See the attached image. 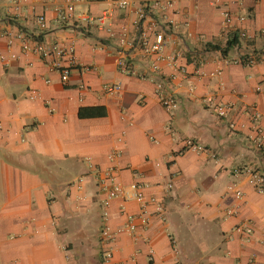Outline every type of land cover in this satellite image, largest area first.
I'll list each match as a JSON object with an SVG mask.
<instances>
[{"label": "crops", "instance_id": "obj_1", "mask_svg": "<svg viewBox=\"0 0 264 264\" xmlns=\"http://www.w3.org/2000/svg\"><path fill=\"white\" fill-rule=\"evenodd\" d=\"M70 1L0 0V264H146L151 256V264H264V192L251 177L264 174V156L249 111L256 107L264 129V58L241 61L264 48V0H174L158 37L176 65L162 60L157 71L154 55L129 45L145 0L126 8L73 0L64 18ZM224 4L250 35L226 54L212 47L231 37ZM21 31L48 55L22 50ZM72 57L64 83L53 63ZM114 83L120 92L107 93ZM159 84L177 101L171 110ZM208 96L231 105L226 117ZM188 139L207 151L187 150ZM105 175L142 183L147 198L164 202L165 217L150 207L148 226L128 231L126 214L137 215L140 204L115 198L104 208ZM245 222L251 233L236 230ZM105 224L114 236L108 244Z\"/></svg>", "mask_w": 264, "mask_h": 264}, {"label": "built area", "instance_id": "obj_2", "mask_svg": "<svg viewBox=\"0 0 264 264\" xmlns=\"http://www.w3.org/2000/svg\"><path fill=\"white\" fill-rule=\"evenodd\" d=\"M118 7L120 8H126L128 6L133 5L136 0H112ZM174 4V0H145L141 6L139 7L137 11V19L135 21V24L139 30L138 36L132 41L131 46L140 48L145 54L147 55H154L155 60L153 62V69L155 71L159 70L161 68L160 62L162 60H169V64L172 67H175L176 65V58L174 56H168L164 54L165 44L161 40V38L158 37V30L161 29V19L167 21V15L166 12L169 8L172 7ZM221 5V4H220ZM223 5V3H222ZM223 16H224V22L223 26L225 30H228L231 35H236L239 39H249L250 35L247 33L245 29L239 28L234 25V19L237 17L236 13L229 8L228 4H224L223 7ZM75 6L73 0H71L68 5L66 6V9L61 11L60 15L64 18L70 17L71 13L74 11ZM239 20H244V15H239ZM107 19V14L104 13L103 15L99 16L97 18V21L104 23ZM36 23L40 28H46L47 27V20L46 16L44 14H39L35 18ZM15 38L21 40V48L22 50H30L33 49V51L41 53L45 56L48 55V52L45 50V47L42 43L36 42L33 47L30 46V37L27 33L21 31L18 32L15 35ZM125 41V40H124ZM12 42V38L10 39V43ZM74 51V48H69L68 53L72 56ZM67 50H58V54L62 55L66 53ZM264 58V48L261 50L249 54L244 55L241 57V61L246 63V65H254L256 64L260 59ZM75 63L74 58L72 57L70 60L69 65H63L60 62H54L53 67L56 68L60 74L61 79L64 83H67L70 77V73L72 68L75 66L73 65ZM118 64L120 68H122L124 71L129 72L128 63L125 60L124 57H120L118 59ZM159 92H160V101L163 104V106L171 110L172 108L176 107L177 101L175 100V97L172 94L164 95L163 90L164 86L163 84L158 85ZM105 91L109 94H116L119 93L121 90V84L120 83H114L111 85L105 86ZM206 103L209 106L214 107V109L217 111L219 116L226 117L229 113V110L231 109L230 104H224L221 102H215V98L213 96H208L205 99ZM249 111L252 113V126L255 130V135L251 138L254 143L256 144L258 150L260 153L264 156V129L259 125V121L261 118L260 112L256 109V107L249 108ZM232 129H235L237 126L235 123L231 122L230 124ZM186 148L187 150H194V151H207V148L202 145L201 143L193 140L188 139L186 141ZM252 181L255 182L256 188L258 191L264 192V174H262L258 170L252 171ZM168 187H172V184L170 183ZM100 188L103 192H105L104 197L101 199L102 205L104 208H107L109 206L110 202L115 199L119 198L122 202H128V201H137L140 204V211L137 215L127 213L126 214V229L132 233H136L138 228L140 226H148L150 223V216L152 215L151 211L149 210L150 207H153L155 209V213L160 214L161 218H164V202L160 199H157L154 196H151L149 198L146 197L144 192V185L140 182H133L129 187L124 186L121 184L117 178L116 175H105V177L101 178L100 180ZM242 192L237 191V196L241 197ZM122 210L125 212V208L122 207ZM235 210H228V213L233 214L235 213ZM107 211L104 212V219L107 220ZM238 232H245V233H251L252 227L250 224H247L245 222L244 224H241L236 228ZM102 238L104 240V243H111L112 240H114V236L110 231V228L107 224L104 225L102 229ZM152 252V251H151ZM112 256L111 249L106 250V257L110 258ZM153 261L152 256L149 258L148 263L151 264ZM141 264V263H137Z\"/></svg>", "mask_w": 264, "mask_h": 264}, {"label": "trees", "instance_id": "obj_3", "mask_svg": "<svg viewBox=\"0 0 264 264\" xmlns=\"http://www.w3.org/2000/svg\"><path fill=\"white\" fill-rule=\"evenodd\" d=\"M238 41V37L236 35H231L230 39L228 40L227 46L224 48H221L217 45L212 46L214 49H221L224 54H226L231 47H233L234 44H236Z\"/></svg>", "mask_w": 264, "mask_h": 264}, {"label": "rangeland", "instance_id": "obj_4", "mask_svg": "<svg viewBox=\"0 0 264 264\" xmlns=\"http://www.w3.org/2000/svg\"><path fill=\"white\" fill-rule=\"evenodd\" d=\"M73 244H75V243H73ZM71 252H74V253H76V254H77V252H76V249H75V248H72V249H71Z\"/></svg>", "mask_w": 264, "mask_h": 264}]
</instances>
